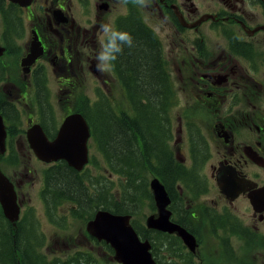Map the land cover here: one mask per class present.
Segmentation results:
<instances>
[{
	"label": "flooded vegetation",
	"instance_id": "flooded-vegetation-1",
	"mask_svg": "<svg viewBox=\"0 0 264 264\" xmlns=\"http://www.w3.org/2000/svg\"><path fill=\"white\" fill-rule=\"evenodd\" d=\"M10 7L13 10L5 14L6 18L21 28L10 34L4 17L0 21V45L4 47V57L0 56V63L4 60V71H0L4 73V79H0V105L7 126L13 128L2 161L4 173L15 187L21 212L18 220L12 221L0 206V239L28 240L32 244L30 228L36 221L43 240L35 249L43 263L64 264L57 255L72 254L74 235L79 232L61 238L50 233L48 220L39 217L38 201L32 193L39 174L32 166L39 162L49 165L39 185L47 204L70 202L75 211L81 206L95 211L104 207L103 186L82 179L87 170L79 172L65 160H41L28 138V130L34 125H40L49 140H55L68 115L77 112L88 118L90 88L94 93L111 94L116 81L119 92L125 94L118 80L132 79L134 74L125 66L124 56L119 53L114 61L116 76L111 71L97 70L101 24L130 35L143 30L150 45L154 42L153 34L158 36L159 27H170L175 39H159L169 41L163 46L164 52L172 56L178 51L183 57V66L178 71L170 70V80L177 93H182L184 105L189 104L186 86L191 85L196 110L211 115L208 125L199 127L201 139L205 143L219 142L212 154L219 155L218 162L223 167L235 166L239 174L251 175L264 186V166L249 156L256 150L264 157V137L261 138L264 135V0H146L144 6L132 0L127 3L123 0H0V14ZM34 37H38L42 53L29 72H24L22 62L32 52ZM93 70L98 71V76L90 85ZM119 107L122 112L135 105L128 99ZM223 130L231 134L229 143L219 135ZM253 133H257L256 143L251 139ZM72 136L77 137L78 133L73 131ZM177 149L179 154L186 153L183 147ZM93 152L90 145L91 159ZM216 166L211 164L213 169ZM68 175L81 181L87 191L81 187V194L58 190L55 182ZM250 190L247 188V192ZM168 192L172 198V215L180 221L176 194L171 189ZM197 192L200 193L198 188ZM154 211L152 214L158 215V209ZM255 215L261 219L260 229L264 224V207ZM260 231L264 237V231ZM184 252L194 255L188 247ZM198 255L200 264L210 258L202 251Z\"/></svg>",
	"mask_w": 264,
	"mask_h": 264
},
{
	"label": "rangeland",
	"instance_id": "rangeland-1",
	"mask_svg": "<svg viewBox=\"0 0 264 264\" xmlns=\"http://www.w3.org/2000/svg\"><path fill=\"white\" fill-rule=\"evenodd\" d=\"M12 10L11 7L4 9V14H0V21L4 17V22L7 23L10 34H15L21 27L17 23L8 21L5 16ZM173 36L174 32L170 27L158 28V39L162 37L175 39ZM158 42L159 46H167L169 43V41ZM38 53H42V48L38 47ZM3 65L4 60L0 63V71H4ZM27 67L28 65L25 69ZM110 71L116 76L117 70L114 62ZM0 79H4V73H0ZM94 81L95 79L92 77L89 79V84L91 85ZM186 87L187 93L190 94L188 97L189 104L184 106L182 93H176L175 99L167 105L172 124L170 129L166 131L168 144L166 150H163L164 153H161L162 158L150 153L149 145L144 143L145 149L143 148L141 154L138 155L140 162H134L141 173L147 177L145 191L155 194L151 183L154 179H157L165 188L171 189L176 194L178 210L182 215V219L176 221L179 218L174 217L169 211L164 213V216L168 215L170 223L181 224L194 232L198 237V241H194V247L200 248L202 253L212 259L213 263H223L222 259L228 256L231 250H235L240 262L231 261L227 264H260L264 261V237L260 231V229L264 231V224L259 229L261 219L255 215L253 209L249 210V205L244 206L245 204H251L247 195L246 198L237 199L231 203L226 195L221 192L216 177L212 176L208 168L209 163L213 161V159L207 160L212 145L204 143L199 132V127L203 128L208 125L211 115L196 110L192 91H190L192 86L187 85ZM123 92L129 98V90L126 89ZM88 95V108L91 109L88 117L93 122L95 135L102 139H110L112 135H121V132H125V129L117 121L112 120L114 130L108 115V111H111L115 118L119 120L116 113L121 115L119 104L125 101L118 90L116 81L111 94L106 95L102 91L94 93L90 88ZM133 101L136 103L135 100ZM192 104L193 106H191ZM56 111L59 114V109H56ZM151 111L149 109L146 112L150 114ZM124 118L127 123H131L129 119ZM175 137H178L177 142H174ZM263 137L264 135L261 138ZM257 138V133L251 135V139L255 143ZM117 139L121 141L119 136ZM147 144H149V141ZM92 146L93 159L95 158L96 161L91 164V173L103 177L100 184L104 185L102 190L105 209L118 214L129 215L133 219L134 226L141 234L140 236L144 240H150L155 246L152 257L155 255V258L161 264H200V255L190 257L184 253L187 246L176 233L172 235L148 227L147 218L155 212L152 199L144 196L145 191L141 194L139 190L135 192L138 184L131 179L119 158L121 146L113 147V150H110L113 154H111L110 159L107 158L106 151H102L94 140H92ZM178 146L185 148L186 153L179 154ZM73 148L72 146L71 149L73 150ZM156 148L162 150L161 146ZM2 165L4 167V162H2ZM32 167L39 170L36 182L32 185V193L38 201L39 217L50 222V233L63 238L69 233L79 232V234L74 235L71 264H116L114 250L95 237V240H93V235L90 234L89 230H86L89 217L85 214H91L95 210L81 206L77 209L78 211H75V207L70 202L47 204L43 192H39V185L43 176L47 173L49 165L39 162ZM146 177H143L144 181ZM197 188L200 193L197 192ZM172 196L174 198L173 194ZM225 202L234 208L237 217L234 210ZM72 224L74 227L71 230L68 229V226ZM104 227L115 230V226L113 227L109 223H104ZM30 233L32 245L36 247L43 240L38 222L34 221L32 223ZM10 242L12 243V241ZM11 243L9 245L12 250ZM15 244L22 257L21 264H39L37 257L30 253L28 240L23 242L16 240ZM7 247L8 244L4 245V239H0V254ZM78 249L81 250L83 256L77 260L74 253ZM174 253L178 257H174ZM57 257L62 259V255H57ZM0 263L2 264V262Z\"/></svg>",
	"mask_w": 264,
	"mask_h": 264
},
{
	"label": "trees",
	"instance_id": "trees-1",
	"mask_svg": "<svg viewBox=\"0 0 264 264\" xmlns=\"http://www.w3.org/2000/svg\"><path fill=\"white\" fill-rule=\"evenodd\" d=\"M131 37L133 41L132 46L128 47L124 45L123 51L120 54L124 56L127 61L125 66L134 74L131 75L132 79L130 85L132 90L128 89L130 92L128 96L131 102L133 100L136 101V103L133 102L135 103L134 105L137 106V117L131 123H127L122 115L116 113L119 118L118 120L111 111H108L110 120L117 121V123L125 129V132H121V135H112L110 139L99 138L108 159L112 157L111 151L113 147L121 146L119 158L124 168L128 171L131 179L138 184L135 188V192L139 190L141 194L145 191V184L147 182L146 180L144 181L143 173L135 166L134 162H140L138 155L141 154L144 143L149 145L150 153H154L158 155L159 158H162L161 153H164L163 147H165V145L161 138V134H164L169 127L168 118L166 117L168 109L163 102V98L167 97L171 99L172 92L167 84L165 73L161 67L159 45H157L155 41L153 45H150V40H147L148 37L143 30L142 32L135 31L131 34ZM133 89L135 91H133ZM141 97L143 98L140 99ZM149 109L152 110L150 114L146 112ZM112 127L114 129L113 121ZM118 136L121 138V141L117 139ZM166 136H164V138ZM148 141L149 144H147ZM156 145L161 146L162 150L156 148ZM67 170L73 174L72 168L68 167ZM82 186V182L71 175L64 176L55 182V187L58 190H69L71 193L77 194H81L80 187L85 192L87 191V189H84L85 186ZM2 236H4V232H2ZM10 259H13V254L11 246L8 245L0 254V262H2V264H7Z\"/></svg>",
	"mask_w": 264,
	"mask_h": 264
},
{
	"label": "water",
	"instance_id": "water-1",
	"mask_svg": "<svg viewBox=\"0 0 264 264\" xmlns=\"http://www.w3.org/2000/svg\"><path fill=\"white\" fill-rule=\"evenodd\" d=\"M2 54V51H0ZM34 59V56H29L24 62H31ZM74 119H81L80 114L71 115ZM75 130L74 126H67L62 129L60 132V137L53 143L49 144L48 140L40 141L38 135L36 134L33 138H30L31 144L37 152L38 156L46 161L56 160L59 158H66L68 161L75 166L76 168H82L84 164L88 161V150H87V139L73 137L72 132ZM42 129L40 128L39 133L41 134ZM66 136V137H65ZM49 145L54 146L55 153L50 154ZM74 147L73 150L71 147ZM4 148V130L0 124V150L3 151ZM5 181H8L4 176L3 172L0 170V200L2 206L5 209V215L8 216L10 220H15L18 217L19 208L16 206L15 202L7 197L8 188ZM237 176L231 170H221L219 176V186L221 189L226 192L232 198L236 197L240 192L244 190L238 189ZM247 183V180L244 179ZM230 183V185H228ZM151 186L156 195H160L164 186L157 180L154 179L151 183ZM234 188V190H232ZM251 194H249L250 196ZM251 202L255 207V210H260L264 205H259L261 199V191H258L256 196H251ZM101 213V211H99ZM165 213H168L165 212ZM118 220L119 232L122 235V244L124 248V254L127 255L130 260V264H153V257L149 249L151 243L149 240H142L137 232L134 230L133 226L130 224V216L119 214L114 217ZM147 224L150 227H153L162 231L177 232L180 235L184 242L194 250V239H192L186 229L179 224H172L169 221V217L164 216V213L156 216H149ZM89 231L92 233L93 230L99 228V222L94 221L91 228L90 222L88 223ZM97 238L102 239L100 233L94 234Z\"/></svg>",
	"mask_w": 264,
	"mask_h": 264
},
{
	"label": "bare ground",
	"instance_id": "bare-ground-1",
	"mask_svg": "<svg viewBox=\"0 0 264 264\" xmlns=\"http://www.w3.org/2000/svg\"><path fill=\"white\" fill-rule=\"evenodd\" d=\"M97 76H98V71L97 70H93L92 74L89 77V79H91L92 77L94 79H96ZM92 84H93V82H92ZM123 91H126V89H123ZM171 98H172V93H171ZM132 103L135 104L133 101H132ZM81 117H82L81 119H74L73 117L68 115L67 118L65 119L63 125H62V128H61L60 132L62 131V129L64 127L74 126L75 127L74 131H76L78 133V136H77L78 138H86V139L94 140L97 143L98 147L102 151H105V149L101 145L100 138L95 135L92 120L89 117L87 118L84 115H82ZM166 117L168 118V125H169V129H170V126H171L172 122H170L169 110H168V113L166 114ZM3 121H4V125L7 126L5 118H3ZM10 129L13 130L12 127H10ZM142 175H143V177H146L145 174H142ZM183 176H185V175H183ZM146 182H147V177H146ZM236 184H237L238 189L244 190V192H247V188H251V186H249L244 181L243 176H238L237 177ZM228 185H230V183H228ZM169 190H168V188L164 187V189L162 190L160 195L151 194L147 190L145 191L144 196L146 197V194H148V197L149 198L151 197L152 204H153L154 208L158 209V215H160L162 213H165L167 211L172 213L171 208H170L171 207L170 204L172 202V198H171V196H170V194L168 192ZM99 211H101V213H99ZM117 215H119L117 212H113V211H111L109 209H105V207H103L100 210H97V211L93 212L92 214H89L88 215V217H89L88 221L90 222L91 228L93 226V222L94 221H98L99 222V228L93 230L92 233H91L93 235L92 238H93V240H95L96 236L94 234L95 233H100L101 236H102V242L105 243L107 246H109L110 249L114 250V252H115L114 261L116 262V264H121V263L130 264V260L128 259L127 255L124 254V248H123V244H122V235L119 232L118 220L114 218ZM147 220H148V218H147ZM104 223H109L113 227L115 226V230H109L108 228L104 227ZM73 227H74L73 224L69 225L68 229L71 230V228H73ZM186 231H187L188 235L192 239H194V241H197L196 236L192 232H190L188 230H186ZM1 235H2V232H1ZM154 249H155V246H151L150 249H149L151 257H152ZM188 249L193 253V251H192V249L190 247H188ZM174 255L176 257H178L175 253H174ZM190 257H192V256H190ZM181 260L184 261L183 259H181ZM222 261H223V263H221V264H227V263H230L231 261L240 262L239 261V257L237 256V253L235 252V250H232V252L229 253L228 256H225L222 259ZM205 264H219V263H216V262L213 263L212 259L209 258V259H207L205 261Z\"/></svg>",
	"mask_w": 264,
	"mask_h": 264
},
{
	"label": "clouds",
	"instance_id": "clouds-1",
	"mask_svg": "<svg viewBox=\"0 0 264 264\" xmlns=\"http://www.w3.org/2000/svg\"><path fill=\"white\" fill-rule=\"evenodd\" d=\"M127 3L128 0H123ZM133 3L140 6L146 4V0H132ZM101 35L100 51L96 56L97 70L100 72H108L113 67V62L117 59V54L123 51V46L131 47L133 44L132 37L128 32L116 30L109 24L100 25Z\"/></svg>",
	"mask_w": 264,
	"mask_h": 264
}]
</instances>
